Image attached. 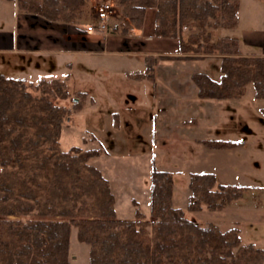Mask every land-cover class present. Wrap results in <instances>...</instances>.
Wrapping results in <instances>:
<instances>
[{"label":"trees","instance_id":"trees-1","mask_svg":"<svg viewBox=\"0 0 264 264\" xmlns=\"http://www.w3.org/2000/svg\"><path fill=\"white\" fill-rule=\"evenodd\" d=\"M7 1L50 21L91 22V0ZM116 1L121 9L116 32L127 36L143 29L147 10L154 8V34L177 39L180 60L221 56L219 81L204 72L192 75L201 99H240L253 84L255 98L264 100V57L243 55L236 37L214 39L222 30L237 28L240 0ZM184 29L189 30L187 38ZM145 62L144 72L129 76L155 82L152 61ZM35 91L38 95L29 91L25 79L0 73V264H71L73 228L78 241L90 247L89 264H264V249L243 245L237 227H202L175 207L174 175L159 170L155 160L151 219L143 220L139 210L134 220L117 219L108 180L89 164L101 150L74 146L61 151L63 125L72 112L53 99L70 97L66 82L40 79ZM77 97L75 112L83 109L87 93ZM200 143L210 149L236 146L215 139ZM189 189L187 209L192 212L221 211L257 191L218 184L210 172L192 173ZM32 215L38 218L22 219Z\"/></svg>","mask_w":264,"mask_h":264},{"label":"rangeland","instance_id":"rangeland-1","mask_svg":"<svg viewBox=\"0 0 264 264\" xmlns=\"http://www.w3.org/2000/svg\"><path fill=\"white\" fill-rule=\"evenodd\" d=\"M104 3L111 6V20L119 19L121 9L116 0H91V22L87 25L97 26L100 23L97 9ZM240 8V28L237 26V29L264 31V0H240ZM136 31L139 30H131L127 36L116 31L112 34L133 38L138 33ZM184 32L187 38L189 30L184 29ZM224 35L222 30L215 34L214 39H221ZM238 35L239 32L229 33L231 37ZM246 49L248 53L245 56L264 52V46L260 45ZM178 55L180 50L176 55L164 52L136 56H97L91 58L92 62L99 61L96 64L84 65L83 61L74 60L75 65L69 72L54 68L53 76L43 74L42 78L64 79L70 94L65 100L53 99L54 103L72 112L63 125L61 151L68 152L77 146L83 151L103 148V151L111 154L110 158H105L104 155L100 156L101 150L100 158H92L89 164H105L114 188H119L122 196L121 202L118 206L114 204V208L124 220L129 216L136 217V210L143 211L150 218V204L146 206L141 192L151 186L152 162L155 160L159 170L166 169L173 173L174 206L182 208L187 218L202 227L214 224L222 231L237 227L243 245L252 243L264 249V100L255 98L253 84L247 86L245 95L240 99H201L198 91L194 94L188 88L187 82H193L192 75L198 72L207 73L218 80L222 75L221 56L213 54L205 59L180 60ZM147 58L152 61L155 82L132 79L129 76L134 72L132 69L136 72L146 70ZM0 72H4V69ZM6 73L8 76L17 75L12 66ZM184 76L186 79L173 82ZM37 84V81L27 83L34 95H38L35 91ZM185 91V101L182 102L183 98L179 94ZM84 92L87 97L83 109L75 112L74 104L79 101L77 96ZM166 105L169 108L168 115L155 114ZM115 114L118 118L114 117ZM183 118L186 120L182 121ZM162 119H169L170 125L160 123ZM208 139L234 141L236 146L232 149H210L200 143ZM100 142L103 146L99 148ZM203 172L214 173L218 184L243 185L256 188L257 191L221 211L207 208L189 211L187 200L191 174ZM127 189L128 193L137 191L135 197L140 200L142 209L136 200L134 206L125 200ZM143 216L145 219L146 216ZM35 218L38 217L32 215L22 219ZM71 245L72 253L77 256V260H73L74 264H89V246L78 241L76 228L72 229Z\"/></svg>","mask_w":264,"mask_h":264},{"label":"crops","instance_id":"crops-1","mask_svg":"<svg viewBox=\"0 0 264 264\" xmlns=\"http://www.w3.org/2000/svg\"><path fill=\"white\" fill-rule=\"evenodd\" d=\"M155 15V9H148L143 29L136 31L140 33V37H138V33H135V37L127 38L116 36L114 34L105 35L97 29H89L87 24H66L54 22L39 15L23 13L19 11L17 1L0 0V70L2 68L4 69V72L0 73L11 78L25 79L27 83H29L38 82L40 79H60L50 77V79L42 78L41 76L43 74L44 76H53V72L56 70L54 68H61L65 71L67 70L66 72H69L75 65L74 60L78 62L83 61L85 63L84 65H89L90 63L96 64L99 62H92V57L105 55L136 56L144 55L146 53L157 54L164 52H171L176 55L179 52L177 40L157 38L154 36ZM238 17H240V14H238ZM238 27L240 28V18ZM237 28L223 30V32H225L224 37L229 36L231 31L237 32V34L239 32V35L235 37L239 39L240 50L243 55H247V47L258 45L264 46V31L260 32L250 29L239 30ZM255 56L264 57V52L256 53ZM9 66L15 68L17 75L8 76V73L6 72L9 70ZM133 71L136 72L137 70L132 69V72ZM126 73H131V71H126ZM176 79L178 80H173L174 83L179 82V80L182 81L186 79V76ZM220 79L221 77L218 80H214L219 81ZM60 80L65 81L64 79ZM158 83L159 81L157 78V87ZM187 83L188 88H191L194 94H196L198 91L196 85L191 80ZM179 96L183 98L182 102H184L186 91L179 94ZM168 110L169 108L167 105L162 106L155 114L165 116L166 114L168 115ZM152 114H154V112ZM185 120V118L182 119V121ZM157 122L159 123V120ZM160 123H167L170 125L169 119H162ZM174 128L175 125H173V129ZM102 146L103 145L100 142L99 148ZM101 150L102 154L100 156L104 155L105 158L111 157L109 152H106L105 150L103 151V148ZM100 156L96 157V159L98 160ZM95 166L99 168L103 175L110 181L112 192L115 195L117 202V204L115 203V206H118V203L122 200V196L118 191L119 188H114L112 179L107 174L108 171L105 168V164ZM174 190L173 204L175 202ZM125 192H127L125 200H129L131 206H134L133 202L136 200L141 208L140 200L135 197L137 195V191L136 193L133 191L132 193H128L127 189ZM141 194H143L145 198L146 206L150 204L151 208V186L145 188ZM188 201L189 198L187 200V204ZM142 213L146 216L145 219H151V212L150 218H148L143 211ZM133 216H129L126 219L133 220L136 218L135 215ZM117 218L124 219V217L119 216ZM71 241L72 234L70 238V263L74 264L73 260H77V256L72 253Z\"/></svg>","mask_w":264,"mask_h":264},{"label":"built area","instance_id":"built-area-1","mask_svg":"<svg viewBox=\"0 0 264 264\" xmlns=\"http://www.w3.org/2000/svg\"><path fill=\"white\" fill-rule=\"evenodd\" d=\"M112 16L110 4L104 3L97 9V19L100 23L97 26L88 25L87 27L91 30L96 28L106 35L112 34L119 27L117 20H111Z\"/></svg>","mask_w":264,"mask_h":264}]
</instances>
